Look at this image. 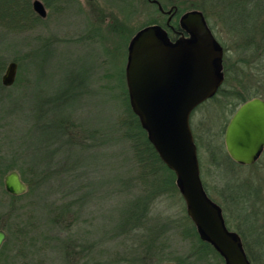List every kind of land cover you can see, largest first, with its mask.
I'll list each match as a JSON object with an SVG mask.
<instances>
[{
    "label": "rangeland",
    "instance_id": "1",
    "mask_svg": "<svg viewBox=\"0 0 264 264\" xmlns=\"http://www.w3.org/2000/svg\"><path fill=\"white\" fill-rule=\"evenodd\" d=\"M159 1L165 8L177 5L181 13L202 12L225 49L223 69L228 75L224 90L194 109L190 123L205 190L220 205L227 225L244 233L243 217L250 209L241 211L232 202L233 194L251 188L252 179L261 174V160L251 166L229 161L222 127L230 116L227 105L224 109L227 96L243 87L264 96V51L261 60L258 46L260 28L264 34V0H204L207 12L200 0ZM46 8L47 17L32 29L10 31L0 24V64H4L0 154L13 156L17 165L25 166L23 147H29L28 151L36 150L37 161L50 164L54 172L46 171L48 178L41 181L33 179V170L27 169L33 190L12 201L16 209L8 224L13 230L22 228L23 239L16 243L10 236L0 253V264L6 262L4 256L8 264H224L215 252H200L203 245L183 235L191 220L179 189L144 199L149 189L162 186L160 179L167 172L157 174L153 187L146 188L139 178L141 166L132 158L123 134L126 83L121 74L129 42L140 29L162 24L165 16L150 0H53ZM15 58L22 64L16 60L19 93L39 100L41 106L45 101L46 109L55 110L44 113L40 132L47 136H42L43 142L37 133L41 140L35 145L27 144L23 112L16 109L4 120L1 117L8 110L3 103L15 89L4 88L1 77ZM25 104L31 107L26 100ZM77 121L86 122L94 134L91 140L81 137ZM15 133L25 136V143L18 142ZM73 150L84 153L79 161L72 158ZM3 189L2 177L0 224H5L3 215L11 203ZM140 205L147 213L143 221L137 218L142 223L135 227L132 214ZM246 234L249 237L251 231ZM154 238L157 241L152 243Z\"/></svg>",
    "mask_w": 264,
    "mask_h": 264
},
{
    "label": "water",
    "instance_id": "2",
    "mask_svg": "<svg viewBox=\"0 0 264 264\" xmlns=\"http://www.w3.org/2000/svg\"><path fill=\"white\" fill-rule=\"evenodd\" d=\"M151 1L163 10L157 0ZM32 8L41 17L47 14L40 0H32ZM181 22L190 38L170 43L164 29L151 24L129 42L125 66L129 103L160 159L174 172L187 215L200 237L215 247L226 264H249L239 239L226 229L220 208L204 189L190 123L192 111L213 97L223 82V49L199 10L184 13ZM17 71L18 63L10 61L2 74V84L13 85ZM224 143L234 161L255 162L264 144L261 98L249 99L236 109L225 129ZM4 186L12 195L27 190L16 169L5 174ZM5 237L0 230V248Z\"/></svg>",
    "mask_w": 264,
    "mask_h": 264
},
{
    "label": "trees",
    "instance_id": "3",
    "mask_svg": "<svg viewBox=\"0 0 264 264\" xmlns=\"http://www.w3.org/2000/svg\"><path fill=\"white\" fill-rule=\"evenodd\" d=\"M56 1V0H55ZM200 6L202 8V10L206 11L208 10V7L205 5L204 0H200ZM209 1V0H207ZM214 1V2H218L221 3V0H210ZM230 2L231 0H225ZM45 4L50 7L53 0H44ZM209 11H211V8H209ZM42 21V19L34 12L33 8H32V0H0V24H2V26L6 27L8 30H25V29H32L34 28L38 23H40ZM36 56L37 55V51L34 53ZM34 57V56H33ZM15 61L17 60L20 64L21 67V62L19 59H14ZM31 61H34L31 60ZM31 61L29 62V64L31 63ZM4 68V64H0V74L2 72ZM124 76L125 73L121 74V80L124 82ZM18 78H16L15 82L13 85L11 86H4V88H8L10 91L12 89L13 92L12 94H8L9 100L6 102L4 101L3 105L8 106V110L7 111H3L2 112V120H4V117L6 116H11L14 111L17 109V111L23 112V122L25 121L28 124V128H27V135L26 137H28L27 139V144L30 145H35L38 142H40V140L42 139V136H47V134L45 132H40V128L42 129V126L44 125V113L46 112V114H53L54 113V109L51 106H48V108L46 109V104L44 101L43 106L40 105V101L36 100L34 101L33 98L30 97H24L23 94L19 93L20 89L18 88ZM225 82L227 83V80H225ZM224 82V83H225ZM248 89V87H243L240 90V94L244 95V98L242 99V101L250 98L251 96L255 95L253 92L255 90H246ZM224 90V88H220L217 92V94L221 93ZM124 94H125V101H126V106H125V115H124V120L122 121V127L124 129V138L126 140H128V142L130 143V148L132 150V158L137 161V163L141 166V173L139 174V178L140 180H142L143 184L146 186V188H151L153 187V184L156 180H158L157 174H164L163 172H167L166 176L165 174L161 177L160 182L162 184V186L159 187H153L151 189H149V191H147V193L144 194V199L151 194H155L156 192H161V191H167L170 189H175L177 187V185H175L176 183V176L174 174V172L172 170H170L164 163L163 161L160 159L158 153L156 152L155 148L153 147V145L151 144V142L148 139V135L146 130L141 126V123L139 121V118L137 117V115L133 112L130 103H129V98H128V93H127V87L124 90ZM217 94L214 95L213 97H211L208 100H214L217 97ZM24 97V98H23ZM25 100L28 103H31V107H26L25 104ZM206 100V101H208ZM205 101V102H206ZM240 100H234L233 99H229L227 101V103L224 105V109L227 105V110L226 112H233L235 110V108L240 104L239 103ZM2 102V101H1ZM205 102L201 103L200 105L204 104ZM12 103V105H11ZM50 104L54 105V101L51 100ZM49 105V104H48ZM69 105V104H68ZM200 105H198L195 109H197ZM24 110H27L26 115ZM43 110V111H41ZM46 110V111H45ZM65 109L63 108V111ZM41 111V112H40ZM65 114H68L66 112H64ZM64 117H66L67 119L68 115H65ZM58 120H65L63 118L58 119ZM43 122V123H42ZM66 122V121H65ZM5 124H9V123H3L2 125L5 126ZM76 126L77 124L79 125V132L81 134V137L84 138L85 140H91L92 137L94 136V134H91L90 131L88 130V126L86 124V122L84 121H77V124L74 123ZM225 128V123L222 127V131H224ZM40 132L39 137H41V139L39 137H37V133ZM194 135V134H193ZM15 138H17L16 140L18 142H24L25 143V136H20V134H16L15 133ZM195 138V136H194ZM22 139V141H21ZM37 140V141H36ZM43 140V139H42ZM196 141V139H195ZM29 142V143H28ZM36 142V143H35ZM43 142H45L43 140ZM35 143V144H34ZM83 146L84 144L81 143ZM19 147H23L22 144L18 143L17 144ZM24 148V152H25V157L27 160V162L25 163V166H21V165H17L16 161L13 160V156L11 157H7L6 155H2L0 154V178L4 177V175L6 173H8L9 171L16 169L17 171H19V173L21 174L23 180L27 183V191L24 193H29L33 190L32 187V182L30 181V179H28L29 177H27V169H31L33 170L32 173V177L33 179L35 178L37 179H41V181H44L46 178H48L47 176H45V174L47 173L46 171L49 172V174L51 175L52 173H54L53 171H51V165L49 164L46 165L45 162H43L42 164L39 163L37 161V157H36V150H32L28 151L29 147H23ZM83 148V147H81ZM35 149V148H33ZM81 150V149H80ZM29 152V153H28ZM21 153V150L18 151V154ZM50 154H52L50 152ZM84 154V153H83ZM83 154L80 153H76V151L74 152L73 150V154L71 155L72 158L76 161H79L81 158L83 157ZM53 156V155H51ZM12 158V159H11ZM15 158V157H14ZM226 158L232 162L231 158L229 156H226ZM46 159V158H45ZM233 163V162H232ZM236 163V162H234ZM51 172V173H50ZM162 172V173H161ZM48 174V175H49ZM43 178V179H42ZM145 188V189H146ZM24 194L20 195L23 196ZM20 197H15L11 194H9V201H11L10 204H8L7 208L5 210V214L3 216H7L9 221H11L10 219L12 217H14V211L16 209L14 203H12V201L16 200V198H20ZM147 211L145 209L142 208V206H138L136 207V210L133 212L132 216L135 218V227L140 226V224L143 221V217L146 215ZM140 220L142 218L141 223H138V220ZM188 220L190 221V217L187 216ZM13 221V220H12ZM138 223V224H137ZM19 228V227H18ZM183 235L186 238H190V239H196V241L203 247L200 248V252L203 251V253L206 250H211L213 251V245L211 243H209L206 240H203L195 225L193 224L192 220H191V224H189V226L185 227V229H183ZM157 239L154 238L152 240L153 242H156ZM5 245L4 244L1 249H0V253H3L5 251ZM24 255L26 253H23ZM26 257V255H25ZM116 261L114 264H118ZM129 262V261H128ZM4 264H8V261H6ZM131 264V263H129ZM137 264V263H135Z\"/></svg>",
    "mask_w": 264,
    "mask_h": 264
},
{
    "label": "flooded vegetation",
    "instance_id": "4",
    "mask_svg": "<svg viewBox=\"0 0 264 264\" xmlns=\"http://www.w3.org/2000/svg\"><path fill=\"white\" fill-rule=\"evenodd\" d=\"M40 1L43 3L45 8L48 7L45 4L44 0H40ZM157 1L163 7V4L159 0H157ZM152 3L156 4L158 9H159L158 3H156V2H152ZM46 12H47V8H46ZM160 12L165 16V21L162 24H158V25L164 29L166 37L170 43H175L178 40L191 37L190 33L186 30V28L183 26V24L181 22V18L183 16L184 12L181 13L177 5L172 4L169 8L163 7V10H160ZM37 15L39 16V14H37ZM39 17L43 20L44 18L47 17V14L45 17H41V16H39ZM206 23H207V21H206ZM207 25H208V23H207ZM260 27H261V22H260ZM210 30H211V28H210ZM259 31H260V33L258 34V40H259L258 46H259V51H261V60H263L262 50L264 51V45H261V39L264 41V34H261V28ZM211 32L213 33L212 30H211ZM213 35H214V33H213ZM214 37H215V35H214ZM215 39L217 40L216 37H215ZM217 42L219 43L218 40H217ZM219 45L221 46L220 43H219ZM221 48L223 49V56H222V60H221L223 82H222L221 86L219 87V89L222 87L225 80H227V75H228L225 73V70H224L225 68L223 69V66H224L223 57H224V50L225 49L222 46H221ZM243 61L248 62V61H250V59L244 58ZM218 90H217V92H218ZM217 92L215 93V95L217 94ZM239 92L238 93L236 92L230 96H227V101L229 99L230 100L233 99V97H234V100H240L239 101L240 104L235 108V110L233 112L230 113V116L227 119L226 124H225V128L223 131L224 133H225V129H226L231 117L233 116L234 112L242 103H244L247 100L252 99L254 97H259L264 101V96L262 93L261 94H255V95L251 96L250 98L242 101V99L244 98V95L240 94ZM223 139H224V134H223ZM228 156H229V154H228ZM231 160L233 162H236L232 158H231ZM259 160H261V174L257 175L255 177V179H252V181L250 183L251 188H249L248 190H246L244 192L239 191V192L233 194V200H232V202L234 204H236L237 206H239L241 208V211L244 209H247V208H248V210L250 209V211L247 210L248 211L247 215L246 216L244 215V217H243L245 226L247 227L246 230L251 231V234L249 237L246 234V230L243 233L242 231H237V230L231 229V227L229 225H227L226 219L224 217V214H223V211H222L220 205H218L217 202H215L206 192L208 197L220 208L226 229L229 232L234 233L237 236V238L239 239L241 247H242V249L246 255V258H247L249 264H264V144L261 147L260 154L256 158L255 162H253L252 164H242V163L236 162L237 164H240V165L251 166V165L259 163L260 162ZM22 180H23V178H22ZM3 184H4V177H3ZM26 185H27V183H26ZM204 189H205V187H204ZM3 190H4L3 193L5 194L4 196H6V198L9 200V194L10 193L7 192V190L5 189V186H4ZM24 193H22V194H24ZM22 194L13 195V196L20 197V195H22ZM18 199L19 198H16V200H14V201H17ZM258 217L261 220H259ZM4 219H5V224H0V230H3L5 232V235H6L2 246L10 239V236H13V239L16 243H21V241L23 239L22 236L24 234L23 229L20 227L19 228L14 227V230H13L12 228H10L8 226V224H9L8 217L4 216ZM228 226H229V228H228ZM246 235H247V237H246ZM255 246H256V248H253ZM213 248H214L213 252H215L219 256V258L223 260L224 264H226L223 256L215 249L214 246H213ZM2 260L9 261V259L6 258L5 256L3 257Z\"/></svg>",
    "mask_w": 264,
    "mask_h": 264
},
{
    "label": "bare ground",
    "instance_id": "5",
    "mask_svg": "<svg viewBox=\"0 0 264 264\" xmlns=\"http://www.w3.org/2000/svg\"><path fill=\"white\" fill-rule=\"evenodd\" d=\"M205 102V101H204ZM201 177V176H200ZM202 181V180H201ZM202 184H203V182H202ZM204 186V185H203Z\"/></svg>",
    "mask_w": 264,
    "mask_h": 264
}]
</instances>
